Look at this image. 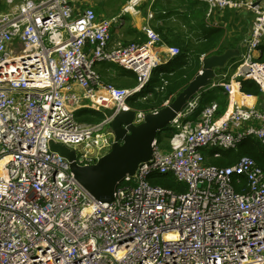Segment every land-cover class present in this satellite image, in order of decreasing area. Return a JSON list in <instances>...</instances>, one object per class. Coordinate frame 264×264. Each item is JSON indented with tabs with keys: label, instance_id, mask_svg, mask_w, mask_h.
Listing matches in <instances>:
<instances>
[{
	"label": "built area",
	"instance_id": "obj_1",
	"mask_svg": "<svg viewBox=\"0 0 264 264\" xmlns=\"http://www.w3.org/2000/svg\"><path fill=\"white\" fill-rule=\"evenodd\" d=\"M70 1L0 0V264H264L263 168L250 156L205 163L206 151L216 158L248 138L264 148V108L244 102L251 95L241 90L253 80L264 99V60L254 55L264 47V0H194L216 24L228 9L252 14L234 71L208 84L222 88L226 106L211 101L195 114L199 94L189 99L166 143L153 141L151 158L110 202L95 200L50 142L74 150L79 165L96 163L113 143V114L85 123L76 111L131 109L127 100L159 65L163 40L147 20L145 41H113L116 17L99 19ZM179 52L169 45L166 56ZM96 60L132 70L136 84L104 82ZM144 115L136 111L134 122ZM159 175L185 190L154 183Z\"/></svg>",
	"mask_w": 264,
	"mask_h": 264
},
{
	"label": "trees",
	"instance_id": "obj_2",
	"mask_svg": "<svg viewBox=\"0 0 264 264\" xmlns=\"http://www.w3.org/2000/svg\"><path fill=\"white\" fill-rule=\"evenodd\" d=\"M189 10L186 15V26L188 29H196L199 31L195 40L183 39L178 46L179 53L166 63L153 67L150 77L141 90L128 98L127 102L131 109L142 111L144 114L158 110L165 102L173 100L174 96L181 91L189 82V80L199 71L201 67V55L209 56L213 54H221L227 48L239 49L237 42L234 44L224 41L225 28L222 25L209 26L205 22V14L207 5L199 1H190ZM143 42V41H142ZM170 43V42H169ZM177 46V45H176ZM264 58V47L262 50ZM239 54L230 58L227 65L236 61L232 66L237 65ZM261 58V59H263ZM227 65L222 68L225 69ZM98 72L102 79L106 82L113 83L120 88L132 87L137 82L136 74L128 68H124L115 63H101ZM241 90L245 95L261 96L259 86L253 80H243ZM200 90V92H202ZM254 100L252 97L245 98L246 101ZM220 105V104H219ZM226 103L221 101V109H224ZM110 111L104 108L91 109L81 108L76 111L77 121L85 123H98L105 114ZM173 128L170 125L164 127L157 133L156 139L161 142L162 135L170 136ZM167 137V138H168ZM205 163L217 166H227L234 164L241 156H250L264 170L261 159L264 153L258 144L241 142L236 149L222 151L219 157L213 158L212 151L205 152ZM154 183L162 185L176 191H184L186 186L174 179L172 175H159L154 178Z\"/></svg>",
	"mask_w": 264,
	"mask_h": 264
},
{
	"label": "water",
	"instance_id": "obj_3",
	"mask_svg": "<svg viewBox=\"0 0 264 264\" xmlns=\"http://www.w3.org/2000/svg\"><path fill=\"white\" fill-rule=\"evenodd\" d=\"M239 54L238 49L227 48L221 54L205 56L199 71L179 91L172 101L163 104L156 111L145 113L142 121L135 123L134 109L120 110L109 122L114 140L107 153L96 163L79 165L75 151L61 144L50 142L52 151L58 152L69 161L70 170L76 181L97 201L110 202L114 192L126 175H132L138 165L152 156V143L157 133L169 125L187 101L207 86L214 77L215 68L225 67L227 61ZM264 108V103L262 104Z\"/></svg>",
	"mask_w": 264,
	"mask_h": 264
},
{
	"label": "crops",
	"instance_id": "obj_4",
	"mask_svg": "<svg viewBox=\"0 0 264 264\" xmlns=\"http://www.w3.org/2000/svg\"><path fill=\"white\" fill-rule=\"evenodd\" d=\"M190 1L194 0H71L70 2L76 11H81L83 8L91 6L99 19L116 17L117 22L112 23L110 26L111 38L113 41H120L124 44L145 41L146 38L142 26L145 21L149 20L150 26L159 33L163 40V45L158 46L155 50V56L159 59L158 64H162L169 61L166 56L167 46H179L183 39L186 40V38L195 40L199 33L196 29H188L189 32L179 30V27L186 26L185 17L189 10ZM6 7V5L0 6L1 9ZM149 13L153 14L152 19H148ZM183 18H185V22H183ZM205 20L209 26H218L223 23L222 26L226 27L224 41L232 44L237 42V47L239 48L237 62L240 61V54L243 51L242 39L248 35L251 29L252 14L246 10L234 12L228 9L220 19L223 21L222 23H214L211 19H207L206 14ZM254 55L256 57L260 55V59L263 58L261 51L254 52ZM235 63L236 61L228 65L226 63L227 67L225 69L215 68L212 81L224 80L225 76H230L234 71L232 66ZM198 94L200 102L195 114H198L200 109L211 101H217L220 107L221 101L224 100L227 103V97L221 87L207 85ZM248 97L254 98L248 104L256 105L258 108L262 107V100L264 99L261 96L251 95Z\"/></svg>",
	"mask_w": 264,
	"mask_h": 264
},
{
	"label": "rangeland",
	"instance_id": "obj_5",
	"mask_svg": "<svg viewBox=\"0 0 264 264\" xmlns=\"http://www.w3.org/2000/svg\"><path fill=\"white\" fill-rule=\"evenodd\" d=\"M19 1H22V0H19ZM183 22H185V18H183ZM223 24V23H222ZM221 24V25H222ZM222 28H225V30H226V27H222ZM179 30L180 31H183V32H189V30H188V28H187V26H183V27H179ZM193 41V40H192ZM261 60H264V58L263 59H261ZM97 67H99V66H97ZM111 82V81H110ZM99 99V98H98ZM253 100H250V101H247V103H251ZM100 102H103V103H107V99H106V97H104V99H103V101H100ZM167 137L168 136H166V135H162L161 137H160V140H161V143L162 144H164V143H166V139H167ZM247 143H253V144H258L259 146H260V149H261V151L264 153V148L255 140V139H253V138H248L247 139V141H246ZM220 151V153H222V150H219ZM261 164L262 165H264V158H262L261 159Z\"/></svg>",
	"mask_w": 264,
	"mask_h": 264
},
{
	"label": "bare ground",
	"instance_id": "obj_6",
	"mask_svg": "<svg viewBox=\"0 0 264 264\" xmlns=\"http://www.w3.org/2000/svg\"><path fill=\"white\" fill-rule=\"evenodd\" d=\"M111 40H112V38H111ZM96 63H111V62H106V61H97L96 60ZM95 70L98 72V69H97V66H95ZM99 73V72H98ZM234 98H238V99H241V97H239L237 94H235L234 96H233ZM103 99H104V97H99V101H103ZM243 99V98H242ZM244 100V102H246V100L245 99H243Z\"/></svg>",
	"mask_w": 264,
	"mask_h": 264
}]
</instances>
